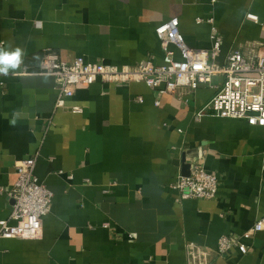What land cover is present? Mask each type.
Returning <instances> with one entry per match:
<instances>
[{
    "label": "crops",
    "instance_id": "0c3cea01",
    "mask_svg": "<svg viewBox=\"0 0 264 264\" xmlns=\"http://www.w3.org/2000/svg\"><path fill=\"white\" fill-rule=\"evenodd\" d=\"M250 14L264 20V0H0V48L25 52L0 76V221L13 209L18 161L37 155L36 174L54 192L43 236L0 237V264H187L189 242L216 249L223 235L250 251L214 264H264V231L246 234L264 216V127L197 119L214 94L207 85L162 94L98 79L57 109L56 79L40 72L50 50L69 61L162 64L157 28L175 17L194 48H212L215 25L223 63L264 41ZM195 162L218 174L215 198L183 199L174 188Z\"/></svg>",
    "mask_w": 264,
    "mask_h": 264
},
{
    "label": "built area",
    "instance_id": "2783aa9c",
    "mask_svg": "<svg viewBox=\"0 0 264 264\" xmlns=\"http://www.w3.org/2000/svg\"><path fill=\"white\" fill-rule=\"evenodd\" d=\"M248 18L259 23L264 30V20L251 14ZM204 21L214 23L212 17L198 19L199 23ZM157 34L164 51L162 64L148 60L137 65L118 66L90 62L82 56L69 61L55 51L46 52L40 72L56 79L55 107H66L68 98L98 79L107 82H145L162 94L185 89L194 91L207 85L214 90V94L196 113L197 119L212 115L241 119L252 126L264 127V41H252L246 47L231 50L222 63L218 58L222 52L223 37L215 25L212 27L213 46L210 49L189 46L177 17L161 24ZM71 108L74 112L83 111L79 105ZM37 160L38 156L34 155L15 164L17 180L9 190V196L14 201L13 209L9 219L0 221V237L38 239L43 236L44 217L52 209L54 192L37 176ZM174 188L183 199H213L218 193L219 177L201 162H195L189 175L178 177ZM261 231H264V216L246 234ZM234 249L242 254L250 251L241 236L223 235L216 249L189 242L187 264H214L215 256L225 257Z\"/></svg>",
    "mask_w": 264,
    "mask_h": 264
},
{
    "label": "clouds",
    "instance_id": "9594fccd",
    "mask_svg": "<svg viewBox=\"0 0 264 264\" xmlns=\"http://www.w3.org/2000/svg\"><path fill=\"white\" fill-rule=\"evenodd\" d=\"M24 56L25 52L20 47L0 48V74L7 76L10 70L15 73L22 65Z\"/></svg>",
    "mask_w": 264,
    "mask_h": 264
},
{
    "label": "water",
    "instance_id": "95a60500",
    "mask_svg": "<svg viewBox=\"0 0 264 264\" xmlns=\"http://www.w3.org/2000/svg\"><path fill=\"white\" fill-rule=\"evenodd\" d=\"M186 175H189L190 173V164H187L186 166Z\"/></svg>",
    "mask_w": 264,
    "mask_h": 264
}]
</instances>
